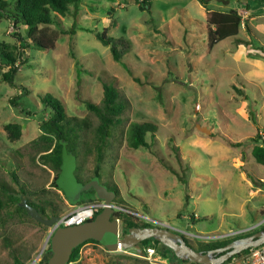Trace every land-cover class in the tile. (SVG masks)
Listing matches in <instances>:
<instances>
[{"label": "rangeland", "instance_id": "obj_1", "mask_svg": "<svg viewBox=\"0 0 264 264\" xmlns=\"http://www.w3.org/2000/svg\"><path fill=\"white\" fill-rule=\"evenodd\" d=\"M143 1L82 0L61 18L67 29L75 24L76 33L60 34L49 49L26 45L14 22L0 19V42L21 53L16 82L29 89L24 95L2 80L10 67H0V181L24 187L25 196L39 205L53 201L61 216L70 212L64 185L58 181L63 191L54 186L57 172L43 160L56 145L40 127L53 114L41 95L51 93L77 118V135L71 137L77 179L97 169L100 180L118 190L115 213L171 226L195 247L232 239L233 231L253 232L248 229L264 218V165L252 155L264 129V1L150 0V6ZM232 9L243 16L238 37L210 47L209 12ZM106 31L122 40V62L98 39ZM103 81L117 86L127 108L123 123L102 140L96 131L100 118L86 101L102 104ZM131 121L158 126L155 139L148 135L150 148L129 147ZM11 122L23 127L16 141L7 138ZM90 190L80 202L93 195ZM52 230L30 212L1 210L0 264L45 258ZM157 247L162 264H177L171 250ZM137 258L143 260L138 264H152ZM109 260L102 243L87 242L69 264Z\"/></svg>", "mask_w": 264, "mask_h": 264}, {"label": "trees", "instance_id": "obj_2", "mask_svg": "<svg viewBox=\"0 0 264 264\" xmlns=\"http://www.w3.org/2000/svg\"><path fill=\"white\" fill-rule=\"evenodd\" d=\"M82 0H0V19L9 18L14 22V25L20 29L19 36L26 45L30 46L34 44L40 49L54 48L60 34H75L76 26L75 24L69 29L65 28L61 18L66 16L73 5H78ZM210 0H200L203 5H207ZM264 1V0H263ZM144 4L150 6V0H144ZM243 23V16L237 10L221 11L213 10L209 12L208 15V44L213 47L220 41L231 38L238 37L241 26ZM98 39L104 44L111 47L113 57L116 61H123V54L121 52V46H124L122 40H116L110 37L106 32L97 33ZM240 41V40H239ZM18 55L21 53H14L10 46L0 42V56L1 62L0 67L3 65L9 66V70L4 72L1 76L2 80L9 83L15 88L21 89L22 94H27L29 89L26 86H22L16 82V77L18 74ZM104 87V97L102 104H97L91 101H86L87 108L94 112L100 118V124L98 125L96 131L102 140L105 137H111L113 135V129L123 123L120 116L123 114L127 108V100L123 98L117 86L110 81H103ZM42 101L48 105L53 114L48 120H44L40 127L46 135H49L56 140L55 148L43 155V160L52 163L53 168L56 170V176L54 180V186L63 191L58 184V177L62 169L63 163V144L67 143V148L69 152L71 149V137L77 135L78 124L76 123L77 118L69 117L66 113L65 107L62 101L51 93H44L41 95ZM158 126L152 122H141V121H131L128 129V145L133 149H139L141 147L150 148L151 142L148 140V135L150 134L152 139H155V133ZM7 133V138L10 141H16L20 139L23 133V127L20 123L11 122L5 126ZM256 145L252 149V155L256 161L264 165V145L259 144L258 136L256 139ZM16 176V174H13ZM99 176V171L96 169L94 176ZM94 176L87 179L79 177L81 182H87ZM17 181V180H16ZM110 190L118 193V190L114 186H110ZM0 211L6 207L14 206L17 211H22L28 214V209L26 205H30L38 210L44 219H51L54 217H60L61 213L55 207L53 201L49 202V206L39 205L37 202L31 201L26 195L24 187L16 190L4 182L0 181ZM93 195L88 200H83L79 204L88 203L93 201H99L96 196V191L94 189L89 191ZM65 195V193L63 192ZM64 199L68 198L65 196ZM73 203V202H72ZM103 209L100 210V212ZM115 218H120L123 222V232L126 234L129 227L134 226H154L150 221H145L142 223L136 222L129 214H121V212H116L114 214ZM258 230H264V226L253 232H246L232 239H222L213 240L207 243H201L200 247H195L192 245L187 237L184 236L188 244L193 246L197 250L208 251L210 249L225 246L234 239L250 235ZM87 242H97L101 243L99 240L91 239ZM83 243V244H84ZM77 246L71 256L70 262L78 258L79 249L83 245ZM162 244L155 239H147L143 241L140 246H149ZM163 245V244H162ZM165 246V245H163ZM171 250L174 254V259L177 264H198L189 260L179 259L174 251L169 247L165 246ZM158 248V247H157ZM159 250V249H158ZM249 249L237 254L233 257L241 256L247 253ZM52 255L51 244L47 249V254L45 258L35 264H46L49 257ZM232 257V258H233ZM230 258L223 264H226L232 260ZM143 260L131 256L128 254H117L110 252V260L108 264H138V262ZM16 264H24L20 259H16ZM144 263V262H143Z\"/></svg>", "mask_w": 264, "mask_h": 264}, {"label": "water", "instance_id": "obj_3", "mask_svg": "<svg viewBox=\"0 0 264 264\" xmlns=\"http://www.w3.org/2000/svg\"><path fill=\"white\" fill-rule=\"evenodd\" d=\"M199 128L210 133L206 127L199 125ZM62 144L63 163L58 181L61 180L64 185L68 198L73 203H79L83 192L94 189L97 198L104 201L105 206L92 220L79 225L58 226L52 230L48 238L52 255L46 264H69L74 249L91 239L101 241L109 252L117 251L119 241L120 223L114 217L116 210L113 204L116 192L110 190L97 175L86 183L80 182L74 173L76 157L69 152L66 142H62ZM26 207L31 215L49 226L54 227L59 219V217L44 219L36 208L30 205H26ZM156 223L157 225L154 226L129 227L120 241L125 248H132L147 239H155L172 249L179 259L198 264H223L247 249L264 244V230H258L250 235L234 239L225 246L202 251L188 244L181 231L165 224Z\"/></svg>", "mask_w": 264, "mask_h": 264}, {"label": "built area", "instance_id": "obj_4", "mask_svg": "<svg viewBox=\"0 0 264 264\" xmlns=\"http://www.w3.org/2000/svg\"><path fill=\"white\" fill-rule=\"evenodd\" d=\"M259 144L264 145V129L260 130L258 133ZM105 206L104 201H93L88 203L79 204L73 211L60 216L58 221L55 223L53 230L58 226H71V225H79L86 221L92 220L95 216L103 209ZM120 223V230L118 233V248L116 252L125 253L135 257H141L148 260L152 264H162L161 257L158 255V249L155 245L149 246H135L132 248H125L120 241V238L123 237V222L120 218H116ZM144 220L150 221V218H145ZM152 222V221H150ZM258 225L249 228L248 230L258 229V227L264 226V218L256 222ZM259 228V229H260ZM247 229H241L239 231H233L230 234L238 235L245 233ZM248 232V231H247ZM229 234V233H228ZM223 235V237L228 236ZM229 234V235H230ZM207 237V236H206ZM220 238V236H213ZM36 261L31 264H35ZM226 264H264V244L258 247L250 248L249 251L241 256L233 257L232 260Z\"/></svg>", "mask_w": 264, "mask_h": 264}, {"label": "crops", "instance_id": "obj_5", "mask_svg": "<svg viewBox=\"0 0 264 264\" xmlns=\"http://www.w3.org/2000/svg\"><path fill=\"white\" fill-rule=\"evenodd\" d=\"M66 203L71 207V208H70V212H71V211H73V210L79 205L80 202H79V203H72V204H70L69 201L66 200ZM258 221H259V220H258ZM256 222H257V221H256Z\"/></svg>", "mask_w": 264, "mask_h": 264}]
</instances>
